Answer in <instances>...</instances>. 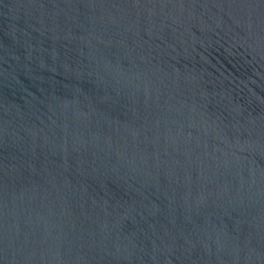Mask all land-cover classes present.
I'll use <instances>...</instances> for the list:
<instances>
[{"label":"water","instance_id":"water-1","mask_svg":"<svg viewBox=\"0 0 264 264\" xmlns=\"http://www.w3.org/2000/svg\"><path fill=\"white\" fill-rule=\"evenodd\" d=\"M0 264H264V0H0Z\"/></svg>","mask_w":264,"mask_h":264}]
</instances>
